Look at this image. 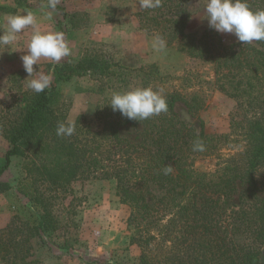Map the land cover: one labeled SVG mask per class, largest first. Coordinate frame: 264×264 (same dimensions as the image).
<instances>
[{"label": "trees", "instance_id": "trees-1", "mask_svg": "<svg viewBox=\"0 0 264 264\" xmlns=\"http://www.w3.org/2000/svg\"><path fill=\"white\" fill-rule=\"evenodd\" d=\"M177 1L141 8L140 28L212 64L213 84L236 101L240 118L225 134H207L201 121L195 129L179 119L175 105L194 116L204 105L201 94L164 90L166 77L154 64L128 68L89 53L63 64L65 80L89 70L109 88L163 89L168 111L137 121L106 104L93 119L77 117L71 136H57L58 124L68 122L52 107L62 78L55 67L49 89H24L0 106V133L8 142L0 176L12 157L24 159L25 178L16 188L32 211L18 225L0 229L2 264H41L31 259L30 240L54 233L60 225L56 206L73 183L93 178L114 180L119 202L130 208L131 243L141 249L136 264H264L260 249L229 240L240 233L264 241V41L227 44L212 28L187 34ZM247 2L252 11L264 9V0ZM197 141L203 151L194 150ZM204 157L216 159L215 170L195 168ZM10 188L0 180V193Z\"/></svg>", "mask_w": 264, "mask_h": 264}, {"label": "rangeland", "instance_id": "rangeland-1", "mask_svg": "<svg viewBox=\"0 0 264 264\" xmlns=\"http://www.w3.org/2000/svg\"><path fill=\"white\" fill-rule=\"evenodd\" d=\"M203 2L177 1L176 13L185 20L187 34L199 35L210 28L202 18ZM47 5L48 0H0V6L5 8L0 11V33L6 29L8 16L31 11L42 29L51 28L64 34L71 54L55 64L42 59L33 67L51 75L52 81L55 67L62 74L55 83L52 107L65 122L73 123L79 116L93 119L98 107L105 106L114 92L131 90V86L109 88L102 78L97 79L89 70L71 73L65 80L63 64L89 53L128 68L154 64L166 77L164 90H175L187 97L191 93L201 94L204 105L194 116L182 103L175 105L179 119L195 129L201 121L207 134H225L230 132V122L240 118L236 101L213 84L212 64L188 57L176 44L166 45L163 52L153 49L155 36L140 28L136 17L141 9L139 0H58V9ZM45 13H51L50 20L43 18ZM31 34V29H26L18 36V44L8 49L0 48V106L10 104L24 89H30L28 81L34 77L28 76L21 61L26 49L12 50L17 46L26 47ZM218 34L227 44L239 42L234 34ZM7 148L8 142L0 133V167ZM23 163L22 157H12L9 167L0 176V180L11 186L0 193V229L18 225L32 212L28 198L16 188L25 178ZM215 163L214 157H204L198 158L194 166L200 171L211 172L216 168ZM71 188L56 206L59 228L50 236L30 240L31 259L41 264H136L141 249L131 243L133 228L127 222L130 208L119 202L115 181L79 180ZM229 240L260 249L261 259H264V241L240 233L231 235Z\"/></svg>", "mask_w": 264, "mask_h": 264}, {"label": "clouds", "instance_id": "clouds-1", "mask_svg": "<svg viewBox=\"0 0 264 264\" xmlns=\"http://www.w3.org/2000/svg\"><path fill=\"white\" fill-rule=\"evenodd\" d=\"M58 0H48V7L55 9ZM162 0H139L142 9H157ZM202 18L207 20L210 28L218 33L234 34L242 44H253L264 41V9L252 11L247 0H204ZM44 19L50 20L51 13H45ZM26 29H31V36L26 47H15V50H25L21 56L24 70L34 78L28 81V88L35 93L44 92L52 84L51 75L34 70L41 60L57 63L71 54L64 34L51 28L42 29L39 20L31 11L10 15L6 18V29L0 33V48H9L18 44V36ZM152 47L157 52L166 49L165 40L156 36ZM112 110L119 111L129 120L143 121L168 111V104L163 89L154 90L152 87H138L124 92H114L108 103ZM75 131L74 123H59L56 128L57 136H71ZM203 143H194V150L203 151ZM171 171V166L165 168V174Z\"/></svg>", "mask_w": 264, "mask_h": 264}]
</instances>
